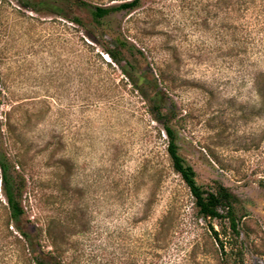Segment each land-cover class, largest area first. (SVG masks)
<instances>
[{
    "label": "rangeland",
    "instance_id": "1",
    "mask_svg": "<svg viewBox=\"0 0 264 264\" xmlns=\"http://www.w3.org/2000/svg\"><path fill=\"white\" fill-rule=\"evenodd\" d=\"M23 1L0 0V144L10 151L12 107L35 141L22 226L35 232L56 218L69 243L64 264H152L153 234L169 216L162 264H220L209 224L197 220L171 167L154 93L144 96L105 54L111 32L144 51L136 66L149 77L155 62H168L180 154L201 186L221 182L238 197L237 244L245 264H264V115L251 82L264 71V0H244L233 14H221L216 0H142L99 25L88 11L67 9L84 27ZM137 26L144 44L133 39ZM5 206L0 185V264H26L22 237L4 224Z\"/></svg>",
    "mask_w": 264,
    "mask_h": 264
},
{
    "label": "trees",
    "instance_id": "2",
    "mask_svg": "<svg viewBox=\"0 0 264 264\" xmlns=\"http://www.w3.org/2000/svg\"><path fill=\"white\" fill-rule=\"evenodd\" d=\"M142 0H129L119 4L94 6L83 0H24L23 6L35 13L45 15H57L63 19L72 20L78 26L84 27L85 23L79 17L71 18L67 9L77 8L90 13L92 21L101 24L105 19L126 11H136L141 6ZM244 0H216L214 8L221 14L228 12L237 13L243 7ZM133 39L135 43H142L143 29L137 26ZM109 45L104 49L110 61L120 67L126 77L133 82L135 88L141 90L142 94L149 91L154 93L152 98V111L159 122L163 125L167 136L166 153L171 167L188 188L193 200L195 216L197 220L207 222L211 233L212 248L214 255L220 264H245L244 247L242 243L237 244L240 239L244 224L242 217L237 215L236 207L240 204L238 197L223 183L216 182L210 188H204L197 181L195 169L180 154L179 136L177 130L170 124L172 110L168 107L169 94L173 90L169 79L168 62L165 60L155 62L156 74L150 70V77L147 72L138 69L136 62L138 58L145 59V53L135 44L119 36L108 33ZM144 46V45H143ZM143 49H145L143 47ZM146 50V49H145ZM151 54L150 48L147 49ZM130 56L133 60H129ZM150 66V64H148ZM154 66V65H153ZM147 82L148 86L140 87V82ZM252 90L258 99L260 113L264 115V71L255 72L252 76ZM16 107H12L7 113V133L10 143V151H7L0 144V185L4 201L6 203V214L4 224L17 240L22 237L24 244V258L26 264H64L63 245H68L66 236L59 232L58 221L51 217L44 229L32 232L22 226L25 209L23 206L24 196L29 189V180H33L29 173L27 156L32 151L34 139L29 134L33 131L21 124V118ZM163 120V121H162ZM24 138V139H23ZM168 217L159 223L152 238L154 256L157 261L152 264H162L161 251L168 249L171 230L167 228ZM218 220L222 224L221 231H217L212 224ZM236 242V243H235ZM217 246V247H216ZM145 264V263H144Z\"/></svg>",
    "mask_w": 264,
    "mask_h": 264
}]
</instances>
